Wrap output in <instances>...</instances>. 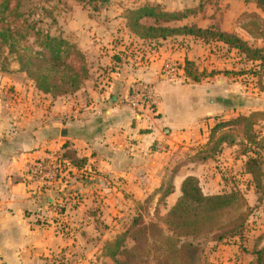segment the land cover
Instances as JSON below:
<instances>
[{"label":"crops","instance_id":"1","mask_svg":"<svg viewBox=\"0 0 264 264\" xmlns=\"http://www.w3.org/2000/svg\"><path fill=\"white\" fill-rule=\"evenodd\" d=\"M126 22L119 27L126 28L133 38L149 41L129 31ZM64 37L76 42L88 62L89 78L78 91L53 97L37 89L24 72L0 71V264H69L63 258L66 254L61 257L60 253H67L73 264H95L96 260L85 257L87 251L97 254L100 262L109 257L104 249L113 240H101L103 220L99 226L95 219L93 231L97 237L93 241L98 245L94 246L86 245L93 231L82 230L76 237L78 241L58 231V221H62L61 214H65L69 199L63 198L65 209L61 211L56 203L62 199L65 188L72 189V179L44 192L34 191L27 166L47 151H61L79 162V166L73 164L79 172L93 169L100 175L99 179L93 178L95 186L88 184L85 188L82 184L85 198L79 209L84 218L95 217L96 211L88 212L96 203L90 204L93 191L106 187L112 192L111 187L117 188V177L137 196L145 193V199L153 196L157 202L167 203L166 214L181 197L187 177H195L204 194L213 195L218 190L215 187L219 177H206V187L211 190L207 193L198 175L200 171H216L217 163L213 160L218 154L210 148L215 143L212 133L220 131L217 126L222 124L221 130H226L239 117L264 111V89L257 83L249 89L245 80L231 76L229 68L224 69L220 78L210 75L205 80L202 76L193 81L187 76L191 80L183 83L186 77L180 71L181 77L169 81L159 72L173 50H163L161 43L154 47L152 55H145V50L136 54V49L128 54L121 43L101 51L98 41ZM111 38L107 42L114 40ZM85 48L93 51L91 56ZM188 59L196 61L193 57ZM139 80L153 82L157 95L156 105L143 111L122 100ZM204 127L211 130L208 142L187 151L191 147L189 141ZM231 145L235 146L224 141L221 146ZM157 146L162 150H157ZM198 164L199 168L194 169ZM106 196L104 203L111 204L109 211L115 216L120 200L111 193ZM224 247L206 251L211 264H224L223 258L228 255Z\"/></svg>","mask_w":264,"mask_h":264},{"label":"rangeland","instance_id":"2","mask_svg":"<svg viewBox=\"0 0 264 264\" xmlns=\"http://www.w3.org/2000/svg\"><path fill=\"white\" fill-rule=\"evenodd\" d=\"M16 4V0L12 1L13 7ZM19 4L17 14L21 15L22 19L36 22L38 27L53 36L64 37L69 35L76 41L86 38L93 42L98 41L101 45V51L121 43L128 54L131 53V50L135 51L136 49V54L139 51L143 54L142 50H145V55L149 53L152 55V51L161 43L160 45L165 46L162 47L163 50H168L169 53L170 48L173 50L171 58L168 57L167 59L173 63L181 65L189 57L196 59V61L194 60L195 65L201 71L199 73H201V77L203 76V80L210 75H217L220 78L224 69L229 68L228 72L232 74L231 76H238L243 81L245 80L249 89H253L252 87L256 83H259V86L264 89V10L258 5L257 0H19ZM143 5L158 6L159 9L170 13V16L160 17L159 21L151 17L143 18L142 24L144 25L164 26L168 27L170 31L178 29V33L183 32L185 28H192L194 31L197 29L207 30V33L201 32L199 36L170 34L168 38L154 41H141L133 38L128 31L126 32V28L122 29L119 26L120 23L124 24L127 21L131 9ZM120 19L123 21L118 22ZM83 31L86 33L83 34ZM221 32L237 35L247 43L250 51L239 54L235 50H228L222 41L217 40L218 34ZM108 37H112L114 40L109 43L107 42L109 41ZM101 40H104L106 45ZM160 40L162 42H159ZM122 41L125 42L122 44ZM24 44H33L34 48L38 50L33 37ZM75 45L80 50L77 44ZM80 51L83 53L82 50ZM92 52L91 49L85 48V53L88 56H91ZM19 67L14 55L8 54L6 48L0 49V71L15 73L20 71ZM184 76L186 77V75ZM186 79L191 80L192 78H183V83L188 82ZM247 117L248 120L246 121H239L234 125L228 124L225 127L226 130L220 129V131L212 133L215 143H218L223 132L229 133L228 143L235 144V146H223L222 148V144L218 145L215 150L218 156L213 160L217 163L215 164V173L212 169L213 173L200 171L198 174L202 178L201 183L205 192H211L210 188L206 187L208 182L206 177L212 176L211 180L219 177L220 181L215 187L218 190L214 194L239 191L246 201L245 206L236 204L218 214V223L220 222L221 226L224 224L225 228L217 227L213 232L202 234L199 238L187 239L200 244L202 250L200 252V264H211L208 261L206 251L224 246H226L224 247L225 252L228 253L227 258H223L224 264H264V111L253 112ZM205 128H200L196 137L189 141L191 147L187 151L192 147H194L193 149L201 147L200 143L208 142L211 130L206 131ZM199 166V164L194 166V169H198ZM63 173L65 174V182L72 179L70 181L73 183L72 189L67 190L65 188L62 193L61 198H68L69 204H67L68 202L65 204L66 211L63 212L65 214H61L64 223L60 220L57 224L58 231L63 232L67 238L78 241L76 237L82 230L89 232L95 230V219L99 226L100 221L103 220L101 225L104 235L101 240H114L119 233L122 234L127 231L133 222L139 221L137 226L132 227L133 236L130 235L126 239L122 245V251L131 249L136 244L134 237L140 234L138 230L151 226L152 223L158 224L166 234L168 233L164 222L165 216H167V213L165 214L167 203H159L153 196L145 199V193L137 196L135 190L124 185L121 177L115 179L117 180V188L111 187L112 192L106 187L102 189L98 187L93 191L90 204L95 201L96 203L94 207L91 206L92 208L88 209V212L93 209L92 211H96V214L95 217L86 215L87 218H84L79 209L84 202L83 198H85L84 189L81 188L82 184L84 187H89L94 184L93 178L99 179L100 175L93 169L85 172L73 169L69 173L63 170ZM169 175L168 172L166 176L169 177ZM106 193H111L112 196L117 195V199L120 200L117 209L115 212L113 211L116 217L112 215V211H109L111 204H108L107 201L104 203V199H108ZM63 203H65L64 199ZM242 213L244 220L240 223L242 222L243 226L237 230L240 235L219 242V235L231 234L229 232L233 224L230 225L229 221ZM92 233L90 234L91 240L86 241L88 246H94L95 243L98 245V242L93 241L94 237L97 236L94 235V231ZM156 238L152 239V254L146 256V252H143L142 255L136 257L134 263L157 264L158 255L161 252L159 249L161 242L158 237ZM143 244L146 251V243L143 242ZM164 248H167L166 244ZM163 251L165 252V250ZM62 255H65L63 258L67 259L69 264H73L68 260L70 256H67V253L59 254L61 257ZM73 256L76 257L72 254L71 257ZM85 257L92 261L96 260L95 264H115L110 261L111 259H107L110 257L103 258L100 262L97 254H94L93 251H87ZM117 258L120 261H125L127 256L125 252H121ZM74 259L77 260V258Z\"/></svg>","mask_w":264,"mask_h":264},{"label":"trees","instance_id":"3","mask_svg":"<svg viewBox=\"0 0 264 264\" xmlns=\"http://www.w3.org/2000/svg\"><path fill=\"white\" fill-rule=\"evenodd\" d=\"M12 1L14 0H0V49L6 48L8 54L15 56L20 66L19 70L24 72L41 92L57 97L78 91L89 78V68L84 54L69 39L53 36L38 27L36 22L22 19V16L17 14L19 0H16L17 4L14 7ZM257 2L264 10V0H257ZM167 16H170V13L159 9L158 6L143 5L129 11L127 26L138 37L145 40L165 39L170 34L199 36L201 32L207 33V30L194 31L192 28H185L183 32L178 33V29L170 31L168 27L142 24V19L146 17L156 18L159 21L160 17ZM31 37L35 38V46L38 50L33 44H24ZM217 40L222 41L228 50H235L239 54L250 51L247 43L237 35L221 32ZM195 64L194 61L185 59L183 69L186 76L199 81L201 71ZM246 120L248 117L242 116L235 123ZM223 127L224 125L221 124L217 126V129ZM229 135L222 133L218 143H214L210 150L215 152L223 141L229 142ZM71 162L79 166V162L75 160ZM236 204L246 205L239 191L206 195L195 177H187L182 186L181 197L165 216L167 234L158 224L152 223L151 226L138 230L140 234L134 237L136 244L131 249L122 251V245L126 239L130 235L133 236L132 227L139 224V221L133 222L127 231L106 244L104 254L109 256L115 264H136L134 261L138 255H142L143 252H146V256L152 254V239L158 237L161 242L159 245L161 252L158 255L157 264H200V252L202 251L200 244L187 239L194 240L202 234L213 232L217 227L225 228L224 224L221 226L222 224L218 223V214ZM243 217L242 213L229 221L230 225L233 224L229 232L231 234L219 235V242L240 235L237 230L243 226L242 222L240 223L244 220ZM143 242L146 243V251ZM165 244L167 248H164ZM121 252H125L127 256L125 261L117 258Z\"/></svg>","mask_w":264,"mask_h":264},{"label":"built area","instance_id":"4","mask_svg":"<svg viewBox=\"0 0 264 264\" xmlns=\"http://www.w3.org/2000/svg\"><path fill=\"white\" fill-rule=\"evenodd\" d=\"M184 73L183 64L173 63L167 60L160 71V76L169 81H174L180 77L179 72ZM185 75V73H184ZM187 77V76H186ZM123 102L130 105L137 111H143L146 108H152L156 105L157 95L155 84L146 80L135 81L126 97H123ZM163 147L157 146V150H162ZM67 169V170H66ZM76 169L73 163L61 151H47L44 156L34 159L27 166V175L31 183L35 185L34 191L44 192V190L56 187L65 183L64 171H73ZM63 199L56 203V208L62 210L64 207Z\"/></svg>","mask_w":264,"mask_h":264}]
</instances>
